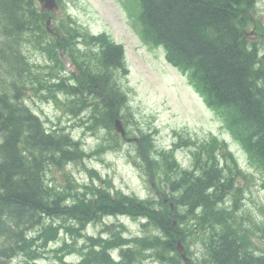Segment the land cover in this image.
<instances>
[{
	"label": "trees",
	"instance_id": "obj_1",
	"mask_svg": "<svg viewBox=\"0 0 264 264\" xmlns=\"http://www.w3.org/2000/svg\"><path fill=\"white\" fill-rule=\"evenodd\" d=\"M57 1L64 13L52 16L59 37L45 29L46 14L38 12L35 1L0 0V264H12L18 255L33 264L59 239L60 228L71 242L63 240L53 250V264H146L149 256L159 264H184L175 250L177 239L189 254L193 242L201 244L202 259L190 264H264V241L256 243L259 231L264 239V221L257 222L241 207L247 184L240 179L248 180V174L226 140L175 132L178 140L171 147L158 146L154 134L141 128L131 113H120L124 93L118 80L127 72L122 45L113 44L105 32L81 31L65 13L63 0ZM257 1L131 0L142 14L143 37L163 46L166 58L188 72L249 165L262 174L264 188V51L259 46L264 26L252 19ZM252 22L259 29V43L243 38ZM27 47L45 56V75L25 54ZM59 50L78 71L74 85L56 68L63 65ZM53 89L67 96L60 105L86 130L104 129L94 149L84 150L65 126L45 127L25 105V97L47 100ZM117 116L137 130L128 153L149 182V197L125 194L111 180L79 190L65 168L121 148L126 141L114 132ZM132 130L126 127V136H134ZM183 147L191 156L190 167L176 158ZM55 168L62 171L61 182L49 176ZM116 213L145 217L142 225L152 230L134 237L131 247L120 250L117 262L109 249L128 242L119 234L122 225L110 239L94 240L80 231L89 221ZM29 229L36 233L28 235ZM82 236L89 244L78 247ZM73 252L82 255L78 263L64 259Z\"/></svg>",
	"mask_w": 264,
	"mask_h": 264
},
{
	"label": "rangeland",
	"instance_id": "obj_2",
	"mask_svg": "<svg viewBox=\"0 0 264 264\" xmlns=\"http://www.w3.org/2000/svg\"><path fill=\"white\" fill-rule=\"evenodd\" d=\"M71 5L73 15L91 32L105 30L115 40L125 44L129 67L127 84L131 89L129 102L136 113L135 119L138 123L158 129L157 145L167 148L172 142L177 141L175 130L187 132L198 139H205L210 134L225 138L240 164L248 174H252L247 181L241 179L243 183L248 184L242 209L247 214L250 213L257 221L264 220V189L260 183L261 173L249 165L242 147L222 127L220 118L204 104L187 77L166 62L163 50L142 42L134 18H128L126 9L121 6L120 1L73 0ZM254 17L264 25V0L257 1ZM248 37L255 39L253 35ZM259 46H262L264 51V41ZM31 58L43 61L42 57L36 53H33ZM39 105L42 108L43 118H48L52 123L66 125L75 137L81 139L86 149L93 148L99 142V136L82 135L80 127H71L72 120H68L61 109L54 108L52 104L40 103ZM127 150L123 145L120 150L94 157L85 161L83 165L71 164L70 170L79 181H88L89 174L85 166L93 167L101 174L102 179L109 177L115 188L121 189L124 193H133L145 198L152 194V190L139 169L131 163ZM177 158L182 164L190 165V154L186 148L178 150ZM55 175L60 179V171H55ZM120 219L127 226V235L142 234L143 230L137 222L126 218ZM106 221L112 222L114 219L107 218ZM98 229V225H90L87 232L95 234ZM258 245H261L260 240ZM54 247L56 244L50 246V248ZM193 248L197 252L198 245ZM17 262L20 263V261ZM46 263H48L46 260L38 261V264Z\"/></svg>",
	"mask_w": 264,
	"mask_h": 264
},
{
	"label": "water",
	"instance_id": "obj_3",
	"mask_svg": "<svg viewBox=\"0 0 264 264\" xmlns=\"http://www.w3.org/2000/svg\"><path fill=\"white\" fill-rule=\"evenodd\" d=\"M39 2L41 4L42 10H45L46 9V10L52 11L56 7V3H55L54 0H39ZM116 129L118 131H120L122 134H124V130H123V128L119 124L116 125ZM178 250L179 251H182L183 250V247L180 245V242L179 241H178ZM182 256L185 258V254L184 253H182Z\"/></svg>",
	"mask_w": 264,
	"mask_h": 264
}]
</instances>
